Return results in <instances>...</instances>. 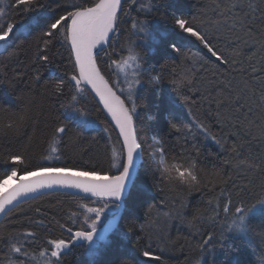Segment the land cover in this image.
Segmentation results:
<instances>
[{
    "label": "snow or ice",
    "instance_id": "snow-or-ice-1",
    "mask_svg": "<svg viewBox=\"0 0 264 264\" xmlns=\"http://www.w3.org/2000/svg\"><path fill=\"white\" fill-rule=\"evenodd\" d=\"M170 2L150 0L149 4L141 2L137 7V12L145 16L160 13L159 19L170 24L171 33L184 41L180 43L170 38L169 32L159 34L156 43L165 45L161 57L164 63L159 72L152 75L150 72L156 70L145 68L141 48V44L152 37L148 19L132 17L131 29L121 45L119 59H112V54L107 51L114 48V39L121 33L122 14H130L125 4L131 7L137 0H58L55 7L46 0H14V3L0 0V42L7 45L12 37L23 40L32 49L35 85L50 87L51 94L60 100L59 115L54 118L49 133V155L33 163L28 147L21 145L10 147L0 156V164L4 166V171L0 172V189L9 180L16 181L11 189L0 191V214H7L18 203L46 190H74L66 194L83 201L77 205L76 211L68 214L72 224L79 223V227L74 230L64 223L59 225L70 234L67 239L63 236L48 239L46 246L36 256L29 252V248L36 243L35 232H10L0 241V251L6 248L0 257V264H62V257L74 248H84L90 257L107 250L112 243V235L120 231L122 213L129 211V197L145 157L152 168L153 186L177 193L179 204L166 197L160 203L168 210L153 215V209L157 206L149 204L146 199L145 222L136 230L134 224L137 218L129 215L132 223L120 232V236L131 245V249L119 255L113 264L163 262L162 254L175 249L179 242L170 235L169 230L174 222L187 225L189 229V235L185 238L187 246L193 251L199 250L200 257L195 259L194 264H205V255L214 257L217 252L227 255L236 250L234 246L237 244L245 250L246 257L258 259L234 261L233 264H264V182L259 185V192L250 190L248 184L237 186L234 181L229 190L230 178L225 177L223 169L200 166L191 156H183V162H178L175 156L169 155L162 137L152 133L149 142L148 134L140 128L138 119V109L141 107L138 89L146 82L157 86L161 84L165 78L164 70L169 66L167 57H172L178 58L181 71L170 83L180 102L189 106V115L196 101L191 98L190 103L185 89L195 91L207 101L209 115L215 103L217 120L237 128L232 120H241L240 113L244 110L241 101L257 103L258 85L261 109L259 129L260 137L264 140V75L260 74L264 72V0H215L212 9L215 20L204 19L206 13L185 15L173 11L169 14L167 9ZM37 11L42 13L39 19L32 17L25 22L11 15L15 13L27 18ZM257 24L261 26L259 30ZM221 30L228 34L223 41L214 35ZM57 45V55L67 54L69 71L63 77L50 76L41 85V69L52 63L49 53ZM201 46L220 67L227 65L233 73L239 72L243 80L234 84L225 76L220 81L223 84L220 92L213 95L211 81L201 91L197 77L206 72L209 65V57L202 54ZM4 52H8V47L0 55ZM11 55L13 53H9ZM104 58L110 60L107 67L114 71V79L107 77L101 67ZM257 64L261 65L260 72ZM219 75L223 76L224 73ZM89 97L99 111L111 118L110 123L114 125L111 132L116 133L113 142L110 129L104 128V132L110 133L109 142L112 144V163L107 172L94 166H55L53 163L60 158L59 147L66 135L71 132L78 140L81 134L95 127V122L90 119V110L84 105ZM251 113L249 105V115ZM161 118L165 119L170 130L176 133L182 131L183 124L174 110L169 111L166 118L163 115ZM32 119L27 106L16 109L0 106V135L20 137L21 130ZM253 123L247 116L243 118L238 131L234 133L238 140L244 141L246 136L252 135ZM196 127L224 147L202 121H197ZM246 143L234 144L230 149L235 154L234 158L226 159L224 163L245 175L253 170L264 172V151L253 155L249 148L244 153L242 149ZM111 169H116L117 174H112ZM217 188L218 195L208 199L203 208L196 207L189 211L188 196L191 193L213 192ZM34 223L43 226L42 221ZM183 250L184 245H181ZM189 264L192 262L189 261ZM207 264H215L214 259Z\"/></svg>",
    "mask_w": 264,
    "mask_h": 264
},
{
    "label": "trees",
    "instance_id": "trees-1",
    "mask_svg": "<svg viewBox=\"0 0 264 264\" xmlns=\"http://www.w3.org/2000/svg\"><path fill=\"white\" fill-rule=\"evenodd\" d=\"M7 2L14 3V0H7ZM46 2L51 3L55 7L58 0H46ZM141 2L149 4L150 0H137V3L131 7L127 3L125 4V8H128L130 14H122L121 33L114 39V48H109L107 51L112 54V59H119L118 54L121 51V45L124 43L131 29L132 17L146 18L150 21L152 37L147 42L141 44V48L144 53L145 68L156 70L150 72V74L155 75L159 72L161 64L164 63L161 57L165 51V45L163 43L157 44L156 40L159 39L160 33H171V25L159 19L160 13H154L149 16H145L144 13H138L137 7ZM214 6L215 0H171L167 11L169 14L176 11L177 13L183 12L185 15L206 13L207 15L203 17L204 19L215 20L216 17L212 15ZM6 11L8 10L6 9ZM11 15H14L18 21L25 22L26 19L32 17L39 19L42 13L37 11L31 13L27 18L15 13H11ZM256 27L259 30L261 26L257 24ZM36 30L38 29H34V31ZM214 35H218L221 41H223L228 34L226 31L221 30L214 33ZM170 38L184 43L175 33H171ZM5 47H8V52L0 55V106H9L13 109L27 106L33 119L21 130L22 135L20 137L10 138L0 135V156L6 153L10 147L24 145L28 147L29 153L33 156L32 162L36 163L43 156L49 155V133L51 132L54 118L59 115L60 100L51 94L50 87H38L35 85L33 81L34 70L31 64L32 49L23 40L12 37L9 39L7 45L4 42H0V52H3ZM58 48L59 45L49 53L52 63L41 69L43 76V79L40 81L41 85L50 76L63 77L69 71L67 54L65 53L63 56L57 55ZM192 50H196V48L192 47ZM201 50L202 54L209 57L208 70L200 73L197 77L201 91L207 88L211 81L213 95L216 92H220L223 89V84L220 81L224 80L225 76L227 79L233 80L234 84L243 80L244 77H241L239 72L233 73L227 65L220 67L215 58L210 57V54L202 49V46ZM245 51L248 50L245 49ZM9 53H13V55L9 56ZM126 54L125 52L124 55ZM101 56L103 57V53ZM167 62L169 66L164 70L165 78L161 84L157 86L146 82L138 89V102L141 105L138 109L139 126L143 132L148 134L149 142L152 133H156L159 137L163 138L164 147L167 149L169 155L175 156L178 162H183V156H191L200 166L208 168L216 166L223 169L225 177L230 178L228 184L229 190L232 189V182L234 181L237 186L248 184L250 190L259 192V185L264 182V172L253 170L245 175L243 172L238 173L230 165L224 163V160H232L234 158L235 154L230 151L234 144L245 143L247 141L248 143L242 149L244 153H247L249 148H251L253 155H259L264 151V140L260 137L259 129L261 109L258 103V85L257 103H252L251 101L245 103L244 100L241 101V103H244V110L240 113L241 120H232V124L237 125V128H233L217 120L215 103L212 104L211 115H209L207 101L195 91L185 89V93L190 96V103L191 98H194L196 101V104L191 107L192 114L189 115V106L180 102L174 86L170 83L171 79L176 78L177 74L181 71L179 60L178 58L167 57ZM109 63L110 60L104 58L101 67L104 69L107 77L114 79V71H110L107 67ZM214 65L215 68L213 67ZM256 66L258 72H260L261 65L257 64ZM173 68L176 69L175 72H173ZM220 73H224V75L221 76L219 75ZM260 74L264 75V72H260ZM225 95H227V92H225ZM247 95H251V93ZM84 105L89 108L90 119L95 122V127L81 134L78 140L75 139L71 132L66 135L59 147L58 155L60 158L53 161V163L55 166H94L98 170L102 169L107 172L112 163V144L109 142V134L111 133L112 141L114 142L116 133L111 132L112 125L103 112L96 108L95 102L92 101L91 97L84 101ZM249 105L252 108L251 115H249ZM171 110L175 111L178 120L183 124L180 133L170 130L165 123V119L161 118L162 115L166 118L167 113ZM245 116H247L248 120L254 121V123L251 126L252 135L246 136L244 141H241L238 140L234 133L238 131L239 125ZM149 117L153 118L149 119ZM197 121H202L208 126L211 129V134L220 139L224 147L222 148L219 144L215 143L210 135L204 134L197 128ZM105 127L110 129V133L104 132ZM3 171L4 166L0 164V172ZM111 172L115 174L117 170L111 169ZM151 174L150 161L145 157L136 177V185L129 197V211L122 213V218L119 221L120 231L112 235V243L108 249L101 251L95 257H90L84 248H74L62 257V264H113V261L119 255L131 249V245L123 241L120 236V232H123L132 223L129 215L137 218L134 224L136 230L139 229L141 223L145 222L147 206L144 204V201L146 199L149 204L157 206L153 209V215H156L158 211L168 210L160 203L166 197H170L171 202L179 204L177 193L168 192L167 189L153 186ZM218 192L219 189L217 188L213 192L205 190L203 192L191 193L188 196L189 211L191 212L196 207L203 208L205 202L218 195ZM81 202L83 201L78 197L63 192L44 193L24 201L8 212L1 221L0 241L4 240L10 232L33 231L36 233L37 239L36 243L29 248V252L31 255L38 256L39 251L46 246L48 239L61 236L67 239L69 237L70 234L66 231V228H60L59 225L61 223L66 224V227H73L74 230L79 227V223L72 224L68 219V214L71 211H76L77 205ZM35 221H42L43 226H38L34 223ZM207 230H205V234ZM169 231L172 239L179 242L176 244L175 249L162 254L164 257L163 262H154V264H189V261L194 264L195 259H200L199 250L193 251L187 246L185 239L189 235L187 225L174 222ZM181 245H184L183 251H181ZM234 247L236 250L231 251L227 255L224 252H217L214 257L205 255L203 258L205 264L212 259H214L215 264H233L234 261L243 262L245 259L253 261L258 259V257H246L245 250L240 245L237 244ZM4 251H6V248L0 251V257L3 256ZM157 254L160 253L157 251Z\"/></svg>",
    "mask_w": 264,
    "mask_h": 264
},
{
    "label": "water",
    "instance_id": "water-1",
    "mask_svg": "<svg viewBox=\"0 0 264 264\" xmlns=\"http://www.w3.org/2000/svg\"><path fill=\"white\" fill-rule=\"evenodd\" d=\"M103 112V111H102ZM103 114L105 115V117L108 119V121L110 122V120H111V118L110 117H108L107 116V113H105V112H103ZM111 124V123H110ZM112 125V124H111ZM112 127H114V125H112ZM117 174V173H116ZM138 175V174H137ZM15 183H16V181L12 184V185H10V186H8L5 190H3V191H6V190H9V189H11L12 187H14L15 186ZM68 191H74V190H63V189H53V190H46V191H44L43 193H41V194H44V193H50V192H63V193H66V192H68ZM41 194H34V198L35 197H37L38 195H41ZM29 199H32V198H29ZM29 199H27V200H29ZM27 200H24V201H27ZM24 201H22V202H24ZM22 202H20V203H22ZM20 203H18L17 205H19ZM16 205V206H17ZM15 206V207H16ZM15 207H13V208H15ZM13 208H11V210L13 209ZM10 210V211H11ZM9 211V212H10ZM7 214H0V223H1V221L3 220V218L6 216Z\"/></svg>",
    "mask_w": 264,
    "mask_h": 264
},
{
    "label": "bare ground",
    "instance_id": "bare-ground-1",
    "mask_svg": "<svg viewBox=\"0 0 264 264\" xmlns=\"http://www.w3.org/2000/svg\"><path fill=\"white\" fill-rule=\"evenodd\" d=\"M14 182H15V180H9L8 183L0 191L5 190L8 186L12 185Z\"/></svg>",
    "mask_w": 264,
    "mask_h": 264
},
{
    "label": "rangeland",
    "instance_id": "rangeland-1",
    "mask_svg": "<svg viewBox=\"0 0 264 264\" xmlns=\"http://www.w3.org/2000/svg\"><path fill=\"white\" fill-rule=\"evenodd\" d=\"M0 190H1V189H0ZM90 206H93V207H94V206H96V205L92 204V205H90Z\"/></svg>",
    "mask_w": 264,
    "mask_h": 264
}]
</instances>
